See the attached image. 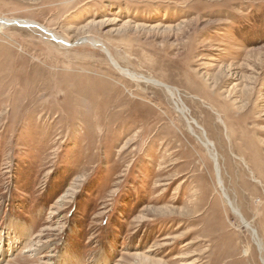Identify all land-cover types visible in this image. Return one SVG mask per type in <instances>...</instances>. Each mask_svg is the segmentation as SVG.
<instances>
[{
  "label": "rangeland",
  "instance_id": "rangeland-1",
  "mask_svg": "<svg viewBox=\"0 0 264 264\" xmlns=\"http://www.w3.org/2000/svg\"><path fill=\"white\" fill-rule=\"evenodd\" d=\"M0 18V264H264V0Z\"/></svg>",
  "mask_w": 264,
  "mask_h": 264
},
{
  "label": "bare ground",
  "instance_id": "bare-ground-1",
  "mask_svg": "<svg viewBox=\"0 0 264 264\" xmlns=\"http://www.w3.org/2000/svg\"><path fill=\"white\" fill-rule=\"evenodd\" d=\"M26 21H24V20H19V19H17V20H9V19H6V18H0V24L1 25H11V24H18V23H25ZM23 25V24H22ZM42 27V26H41ZM53 36V35H52ZM54 36H56V35H54ZM57 37V36H56ZM126 72V71H125ZM126 73H128V72H126ZM158 83L160 84V85H163L164 87H166L167 88V90L171 93V95L173 96V93H174V91L172 90L171 91V88L169 87V86H167L166 84H163V83H161L160 81H158ZM214 159H215V161L217 162V160H216V157H215V155H214ZM216 169H218V167H217V163H216ZM221 184V183H220ZM224 194H225V192H224ZM226 195V194H225ZM226 198H227V200L229 201V203H230V206L232 207V209H233V211L235 210L236 211V213L238 214V215H241L240 213H239V211H237L238 209L235 207H233V204H232V202H231V200L229 199V197L226 195ZM237 209V210H236ZM240 217H242V215L240 216ZM243 218V217H242ZM20 224V223H19ZM19 224H16V223H13L11 226H12V229H13V233L14 232H16V234H18V233H20L21 231H20V228H21V226H19ZM244 224L245 225H247L248 226V228H250L251 229V231L253 232V235H254V238L255 239H257L258 240V242H257V245H258V248H259V250L261 249V243H260V241H259V238H258V233H257V230H255L253 227H252V225L249 223V222H247L245 219H244ZM21 233H23V232H21ZM17 237V236H16ZM15 237V238H16ZM1 243L3 242V244L5 245V240H3V238L1 239V241H0ZM14 241H12V242H10V243H8L9 244V246H10V248H11V246H13L14 245ZM7 244V245H8ZM15 247V246H14ZM15 249V248H14ZM5 250V249H4ZM9 250V249H8ZM262 250V249H261ZM3 253V252H2ZM0 254V258L2 257V255L3 254ZM11 254V253H10ZM6 255V254H5ZM4 256V255H3ZM5 258V257H4ZM9 258V257H8ZM63 264V263H62Z\"/></svg>",
  "mask_w": 264,
  "mask_h": 264
}]
</instances>
